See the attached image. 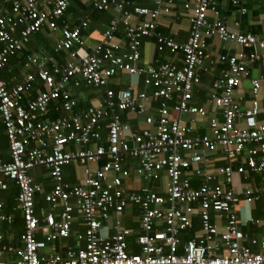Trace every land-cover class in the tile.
Instances as JSON below:
<instances>
[{"label": "built area", "instance_id": "2783aa9c", "mask_svg": "<svg viewBox=\"0 0 264 264\" xmlns=\"http://www.w3.org/2000/svg\"><path fill=\"white\" fill-rule=\"evenodd\" d=\"M154 1L155 7H147L137 0H91L94 9L116 8L120 16L111 20L92 51L80 53L74 47L84 45L83 31L89 19L71 28L59 25L73 0H0V71L11 56L24 49L31 35L44 27L61 31L56 52H70V59L61 65H48L50 58L28 55L24 67L36 68V72L27 71L23 80L13 85L0 76V121L10 151L9 160L0 153V264H8V254L16 256L15 264H264V237L250 240L257 249L245 243L248 235L238 214L241 197L229 186L235 173L246 170L243 165H232L246 150L250 170L264 175V118L259 119L262 79L251 80L249 108L243 110L235 98L237 87L248 74L247 64L261 54L255 50L218 57L228 67L214 80L211 101L221 110L223 121L211 117L210 134L192 136V128L172 114L174 110L207 116L205 107L190 101L201 80L199 70L209 58L211 38L262 50L264 40L253 33L230 30L218 18L211 21L209 12L218 13L216 0H190L185 3L190 10V34L180 43L158 30L159 17L169 12L172 0ZM246 1L232 3L245 13ZM134 15L143 19L134 22ZM120 22L125 26L126 51L117 42ZM144 37H154L161 51L181 52L182 65L172 60L140 65ZM122 73L143 76L151 91L133 84L111 87L112 78ZM37 81L43 88L30 97ZM82 84L104 87L101 101L80 107L71 86ZM154 104L157 115L149 113ZM51 106L63 114L50 118ZM121 111L144 114L147 126L132 130L122 120ZM241 119L244 125L239 123ZM103 127L108 131L107 144L102 142ZM202 149H220L229 160V165L220 168L226 185L215 183L213 175L199 187L192 185L190 174L204 160ZM132 159L137 161V174L146 181L159 180L165 174L163 193L148 185L129 189L125 179L131 175L128 165ZM67 165L82 166L83 178L76 183L67 181ZM36 167L49 171L54 182L51 190L45 192L35 181L32 170ZM7 178L19 188L17 207L24 221L21 245L5 243L1 229L2 223L14 221L3 212ZM40 193L50 209L38 213ZM258 197L248 195L247 201ZM130 208H137L140 219L136 252L131 251L128 239L133 229L121 219ZM77 213L83 231L73 228ZM212 213L225 217L223 230L213 221ZM113 216L111 233L106 229ZM196 216L201 232L182 247L181 234L193 228ZM251 220L264 226V220ZM72 237V243L50 248V244Z\"/></svg>", "mask_w": 264, "mask_h": 264}, {"label": "crops", "instance_id": "0c3cea01", "mask_svg": "<svg viewBox=\"0 0 264 264\" xmlns=\"http://www.w3.org/2000/svg\"><path fill=\"white\" fill-rule=\"evenodd\" d=\"M190 0H172L169 12H164L159 17V28L158 30L166 35L173 37L176 41L182 43L187 41L190 34V10L185 7V3ZM217 1V11L209 12L208 18L213 21L218 18L224 22L230 30L240 31L243 33H253L259 39L264 40V0H247L245 6L247 11L241 12L236 6L233 5L232 0H216ZM137 3L142 6L155 7L154 0H137ZM120 16L119 10L116 8H111L110 10L96 11L92 6L91 0H73L70 8L66 12L65 16L59 20L60 27L68 26L74 27L79 22L84 19H89L88 27L83 31L84 45H75L74 50H78L80 53L90 52L93 50L96 44H98L103 39L104 31L109 27L111 20ZM143 19V16L134 15L133 21L137 22ZM61 38V31H53L48 27H44L41 31L36 32L31 35L30 41L24 46L23 51L16 56H13L7 66L2 70V78L7 80L10 85L15 84L18 81L23 80L24 75L27 71L36 72V68L26 69L24 67V61L26 57L30 54H37L42 58H50L48 65L65 64L70 59V52L68 50H63L60 52L55 51V46L58 40ZM117 42L120 45L122 51L127 50V38L125 32V26L120 22L117 31ZM255 50L261 54V57L249 62L247 64L248 74L243 78L240 86L237 87L235 91V98L240 103L243 110L251 106L253 100L252 95V82L253 78L262 79V87L260 90V103L262 111L259 115V119L264 118V50L257 49L254 47H244L235 42H225L218 37H213L209 40L208 54L209 58L205 61L203 67L199 70L201 80L194 87L193 98L190 103L203 106L207 110V116L202 117L191 113H178L177 111L172 112L173 116L181 118L186 124L192 128V136H203L205 134H210L211 128L209 125V119L211 117H216L219 121H223V115L221 110H219L214 103L211 101L212 84L214 80L220 76L223 68L228 67V63L218 61V57L222 54H234L237 52L251 53ZM141 59L139 61L140 65L155 64L158 65L167 61H174L178 65H182L183 55L181 52L174 53L168 49L159 50L154 37H144L141 46ZM25 54L24 59H21V55ZM136 85L141 90L151 91V88L145 84L144 77L138 75L130 74H119L112 78L110 86L113 88L127 87L129 85ZM43 86L37 81L34 83L30 97L36 96L38 91L42 89ZM73 97L78 101L80 107H87L92 104H97L103 98L105 93L104 87H91L82 84L81 86H71ZM177 103V98L174 99L171 104L175 105ZM52 107V106H51ZM54 108V106H53ZM150 114L157 115L156 105L149 110ZM63 114V111L56 109H51L50 118H55L58 115ZM122 120L127 122L132 130H138L142 127L147 126L146 116L144 114H137L130 111L120 112ZM241 125H244L243 119L239 120ZM4 127L3 122L0 121V130ZM108 131L106 127L102 129V142L107 144ZM4 143V142H3ZM9 148L5 150V154L2 157L5 160L10 159ZM204 156V160L197 163L192 169L190 178L192 185L194 187L201 186L207 180L208 175L215 176V183L226 185L225 176L220 172V168L229 165L230 162L223 155L222 151L218 149L215 152L208 150H201ZM247 150L238 157L236 161H233V167L243 165L246 170L242 173H235L234 180L231 185L240 195L241 201L238 205V214L244 223L241 225L242 230L248 235L245 243L257 249L250 240L252 238L261 239L264 237V226L258 225L251 219H261L264 220V175L259 172H254L250 170L246 163ZM104 160L99 162V165L103 163ZM98 166V165H97ZM129 168L131 170V175L125 179V184L129 189L137 190L141 187L148 185L154 190L163 193L165 174L159 180L146 181L141 178L137 172V161L131 160L129 162ZM96 167V165H93ZM32 175L36 182L40 183L45 192L51 190L54 185L53 178L49 171L43 167H36L32 170ZM64 176L70 183H76L84 176V168L80 165H67L64 167ZM9 188L2 192L10 191L15 189V203L11 210H8V201L4 200L3 212L7 215H12L14 221L12 223L4 222L1 224L2 232L5 236V243L21 245L20 235L21 233H16L14 229V222L16 216L19 213L22 217L21 210L17 207V196L19 188L15 182L7 178ZM43 193L37 195V207H39V213L42 209H50V205L45 200ZM248 195H258L259 197L251 202L247 201ZM40 199V200H39ZM38 206V202H42ZM132 212H127L121 217L124 225L133 229V234L130 237V249L139 251V245L136 243L137 235L141 232L140 219L137 208H130ZM38 210V209H37ZM77 215V220L73 224L74 230L83 231L85 226L83 220L79 213ZM136 216V218H135ZM135 219V220H134ZM213 221L217 222L220 226V230L224 229L225 217L219 214L212 213ZM116 217L113 216L106 230L113 232V224ZM247 220V223H246ZM201 232L200 218L195 217L194 226L191 229L185 230L181 234L182 247L185 242L197 236ZM185 234H190L191 237L184 238ZM75 240L74 237L69 240H63L59 242V245L70 244ZM56 247V243L50 244V248ZM181 247V248H182ZM57 248V247H56ZM59 248V247H58ZM8 264L16 263V256L13 254L7 255Z\"/></svg>", "mask_w": 264, "mask_h": 264}, {"label": "trees", "instance_id": "16d2710c", "mask_svg": "<svg viewBox=\"0 0 264 264\" xmlns=\"http://www.w3.org/2000/svg\"><path fill=\"white\" fill-rule=\"evenodd\" d=\"M96 11H98V10H96ZM100 11V10H99ZM101 11H104V10H101ZM1 47V46H0ZM23 50H21V51H19L18 53L20 54L21 52H22ZM18 53H16L15 55H13V56H16ZM13 56H11L10 57V59L13 57ZM24 56H25V54L23 53L22 55H21V59H24ZM9 59V60H10ZM3 70V69H2ZM2 70L0 71V76L2 77ZM52 109H54L53 107H52ZM4 142V143H3ZM9 148V141H8V137H7V134H6V131H5V127H2V129L0 130V152L4 155L5 153V150H6V148ZM15 189L13 188L12 190L10 189V191L8 190V191H6V193L5 194H3V197H4V199L5 200H7L8 201V210L10 209L11 210V208L13 207V204L15 203ZM2 197V198H3ZM40 200V199H39ZM41 204H43V201L42 202H38V206H40ZM37 212L39 211V207H37ZM39 213V212H38ZM14 229H15V232L16 233H21V232H23V230H24V221H23V218L21 217V215L18 213L17 214V216H16V220H15V222H14ZM184 232V231H183ZM131 237V236H130ZM128 238L129 240L131 239V238ZM189 237H191V235L190 234H185L184 233V238H189ZM66 240H69L70 241V239H66ZM56 247L58 248L59 247V242H56ZM131 247V246H130ZM131 251H135V250H131Z\"/></svg>", "mask_w": 264, "mask_h": 264}, {"label": "rangeland", "instance_id": "374dc122", "mask_svg": "<svg viewBox=\"0 0 264 264\" xmlns=\"http://www.w3.org/2000/svg\"><path fill=\"white\" fill-rule=\"evenodd\" d=\"M128 212H132L131 209H128L126 213H128ZM135 218H136V216H135ZM134 220H135V219H134Z\"/></svg>", "mask_w": 264, "mask_h": 264}]
</instances>
